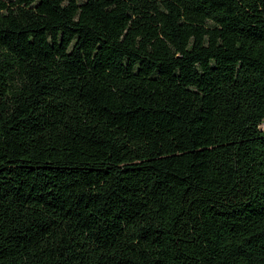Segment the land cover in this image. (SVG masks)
Returning a JSON list of instances; mask_svg holds the SVG:
<instances>
[{
	"label": "trees",
	"instance_id": "trees-1",
	"mask_svg": "<svg viewBox=\"0 0 264 264\" xmlns=\"http://www.w3.org/2000/svg\"><path fill=\"white\" fill-rule=\"evenodd\" d=\"M264 0H0V264H264Z\"/></svg>",
	"mask_w": 264,
	"mask_h": 264
},
{
	"label": "rangeland",
	"instance_id": "rangeland-1",
	"mask_svg": "<svg viewBox=\"0 0 264 264\" xmlns=\"http://www.w3.org/2000/svg\"><path fill=\"white\" fill-rule=\"evenodd\" d=\"M263 127H264V125H263Z\"/></svg>",
	"mask_w": 264,
	"mask_h": 264
}]
</instances>
